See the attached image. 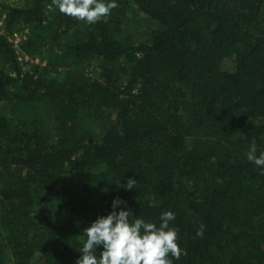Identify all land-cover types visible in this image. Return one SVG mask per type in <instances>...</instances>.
<instances>
[{
    "label": "trees",
    "instance_id": "16d2710c",
    "mask_svg": "<svg viewBox=\"0 0 264 264\" xmlns=\"http://www.w3.org/2000/svg\"><path fill=\"white\" fill-rule=\"evenodd\" d=\"M115 3L96 24L52 0L1 5L38 63L0 40V264H76L117 199L130 220L175 214L173 264H264L247 159L264 152V0Z\"/></svg>",
    "mask_w": 264,
    "mask_h": 264
},
{
    "label": "clouds",
    "instance_id": "9594fccd",
    "mask_svg": "<svg viewBox=\"0 0 264 264\" xmlns=\"http://www.w3.org/2000/svg\"><path fill=\"white\" fill-rule=\"evenodd\" d=\"M59 12L88 24H96L110 15L112 9L118 7L115 0L105 3L104 0H52ZM51 7V5H49ZM256 144L252 142L247 159L261 168L264 175V152L256 155ZM136 180L129 179L125 190L135 188ZM120 200L113 201V211L104 217H98L90 227L84 229L86 240L80 249V258L76 264H173L183 250L178 245V229L170 227L175 214L170 211L160 216L159 226L135 218L130 210L116 211L125 204ZM204 226L200 225L197 236L203 237ZM103 251L97 256V248Z\"/></svg>",
    "mask_w": 264,
    "mask_h": 264
},
{
    "label": "built area",
    "instance_id": "2783aa9c",
    "mask_svg": "<svg viewBox=\"0 0 264 264\" xmlns=\"http://www.w3.org/2000/svg\"><path fill=\"white\" fill-rule=\"evenodd\" d=\"M18 0H0V40L5 38L7 43L10 45L13 53L16 55L17 62L22 69L27 68L31 63L37 64L38 59L32 60L29 56H27L22 48L21 42L25 39V36L28 33L27 28H22L18 31H14L11 34H8L6 31V13L2 12L1 5L4 3L6 4H13L17 3Z\"/></svg>",
    "mask_w": 264,
    "mask_h": 264
},
{
    "label": "rangeland",
    "instance_id": "374dc122",
    "mask_svg": "<svg viewBox=\"0 0 264 264\" xmlns=\"http://www.w3.org/2000/svg\"><path fill=\"white\" fill-rule=\"evenodd\" d=\"M129 18H130V20H129L128 28H130L131 30H135L136 29V31L138 32V35H141L142 33L147 32V29H146V27L144 25H143V27H138V26H135V25H133L131 23L132 20H133V16L132 15H129ZM137 22H139L138 19H137Z\"/></svg>",
    "mask_w": 264,
    "mask_h": 264
}]
</instances>
